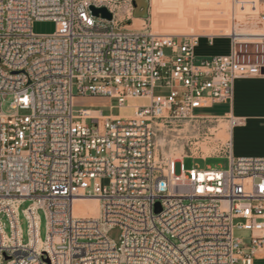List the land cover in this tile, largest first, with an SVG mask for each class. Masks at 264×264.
<instances>
[{
    "label": "built area",
    "instance_id": "built-area-1",
    "mask_svg": "<svg viewBox=\"0 0 264 264\" xmlns=\"http://www.w3.org/2000/svg\"><path fill=\"white\" fill-rule=\"evenodd\" d=\"M230 1L229 52L198 57L199 35L154 31L147 17L131 27L133 0H0V264L264 259V157H232L227 138L214 150L227 168H185V159L206 157L166 148L177 128L240 122L195 110L231 100L236 78L264 77V0ZM37 20L54 21L55 31L34 34ZM156 87L165 92L154 94ZM87 95L116 107L130 98L148 103L121 116L75 111V96ZM7 96L9 114L1 109ZM91 197L97 216L74 212L77 198ZM114 227L118 243L107 235ZM235 229L248 231V240Z\"/></svg>",
    "mask_w": 264,
    "mask_h": 264
},
{
    "label": "crops",
    "instance_id": "crops-1",
    "mask_svg": "<svg viewBox=\"0 0 264 264\" xmlns=\"http://www.w3.org/2000/svg\"><path fill=\"white\" fill-rule=\"evenodd\" d=\"M209 1L216 2L212 11L207 8ZM150 5L154 31L199 35L195 48L198 57L229 52V38L226 36L230 20L228 0H151ZM145 18L138 15L134 19H140L141 25ZM147 18L149 20V16ZM161 25L163 29L158 28ZM212 108L219 111L201 114L231 116L240 120L227 132L232 157H264V77L236 78L231 100L201 109Z\"/></svg>",
    "mask_w": 264,
    "mask_h": 264
},
{
    "label": "rangeland",
    "instance_id": "rangeland-1",
    "mask_svg": "<svg viewBox=\"0 0 264 264\" xmlns=\"http://www.w3.org/2000/svg\"><path fill=\"white\" fill-rule=\"evenodd\" d=\"M150 1L151 0H145V3L147 4L146 5V17L149 16V21H150L149 23L152 24L153 15H152ZM55 27H56V24L52 20H37L32 23V32L37 35H47V34L53 33L55 31ZM138 27H140V25ZM228 27H229V24H228ZM158 28L163 29L164 26L161 25V26H158ZM160 32L161 33L163 32L165 34H171V32L169 31H160ZM168 52L169 51L167 49L164 50L165 54H168ZM153 92L154 94H159L165 91L163 89H160L159 87H156L154 88ZM74 94L77 95L75 92ZM11 101H12L11 96H7L3 100L1 109L4 113L9 114V113L14 112V110L10 106ZM74 102H75L74 104L75 111L79 109L87 108V109L99 110L105 116L107 115H113V116L120 115L121 116V115L132 114L136 107L141 106V105H146L148 103V100L143 99V98H130L126 100L124 107H116L115 106L116 102L114 100H109L103 97H95V96L87 95L83 97L75 96ZM218 111H219L218 108H212L209 110L198 108L195 110V113L218 112ZM19 113L27 114L28 112L25 110H20ZM223 123H226V132H227L228 124L225 120H219V121L210 120V119H206L203 121L201 120L197 122L199 126L198 131L196 129L191 128V126H189L187 129L184 128L181 131L178 130L180 128H177L176 131L169 132L167 136V142L173 139V142H175V144L167 143L166 148L170 147L171 150H174L176 152V155H179V154L192 155V156L202 155L206 157L205 160L200 159V158H196L194 160L190 158L185 159L184 161L185 168H190L191 166H197L198 168L217 167V168L225 169L227 168V165H228L227 159L223 157H215L217 153L216 152L214 153V150L217 148V145H218L217 143H224L227 140V137L225 139H222L218 136L217 133H219L220 128L216 129L212 136H210V134L208 133L212 131L211 130L212 127H215V126L218 127ZM177 131L178 133H180L179 138H175V137L172 138L173 136L177 134ZM205 133H207V135H205ZM205 136L211 137V138L203 139ZM187 139L189 141H187ZM195 141H198L196 145L198 147L197 149L193 144H191L192 142H195ZM179 171H180V163L176 162L175 163V173L177 174L179 173ZM100 183L102 185L107 184V180L102 179ZM28 203L29 201L26 200L23 204H21L20 209H24L28 205ZM39 218H40V227H39L40 231L39 232H40V237L43 239L46 234V219H45L43 211L41 210H39ZM3 221L5 222L6 231H8V226L4 218H3ZM20 222H21V228L23 232V238L24 240H26L27 225H26L25 219L23 218L21 214H20ZM107 235L115 243H118L119 236H120V230L117 227L111 228L107 231ZM234 236L246 242L249 238V232L243 229H235ZM253 263L254 264H264V259H256L254 260Z\"/></svg>",
    "mask_w": 264,
    "mask_h": 264
},
{
    "label": "bare ground",
    "instance_id": "bare-ground-1",
    "mask_svg": "<svg viewBox=\"0 0 264 264\" xmlns=\"http://www.w3.org/2000/svg\"><path fill=\"white\" fill-rule=\"evenodd\" d=\"M243 1H247V0H243ZM228 2L230 5L229 6V8H230L231 7V1L228 0ZM140 3H142V0L140 1ZM207 8L210 9L211 11L214 10L216 8V2L215 1L207 2ZM140 22H141L140 19H134V23L131 27H138L140 25ZM251 29H252L251 27L244 26V28H242L241 31L243 33L251 32ZM216 129L220 130L219 133H217L220 138L225 139L226 137H228V133L226 132V123H223L220 126L215 127L214 129H211V130L214 133V131ZM73 210L77 214H79V212H80L81 215L97 216L98 212H99L98 199L95 197L77 198L74 202Z\"/></svg>",
    "mask_w": 264,
    "mask_h": 264
},
{
    "label": "water",
    "instance_id": "water-1",
    "mask_svg": "<svg viewBox=\"0 0 264 264\" xmlns=\"http://www.w3.org/2000/svg\"><path fill=\"white\" fill-rule=\"evenodd\" d=\"M141 0H133V6H134V16H142V17H146V3L145 0L144 3H140ZM142 8V11H140V9ZM90 10L92 12L93 15L98 16L101 15L103 18L110 20L112 18V14L105 8V7H94L91 6ZM159 210V206L157 204V211Z\"/></svg>",
    "mask_w": 264,
    "mask_h": 264
}]
</instances>
